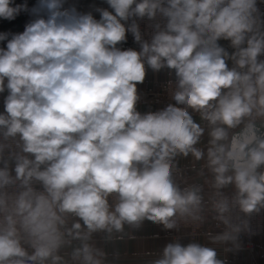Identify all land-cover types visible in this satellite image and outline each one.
<instances>
[{"label": "clouds", "instance_id": "obj_1", "mask_svg": "<svg viewBox=\"0 0 264 264\" xmlns=\"http://www.w3.org/2000/svg\"><path fill=\"white\" fill-rule=\"evenodd\" d=\"M105 2L112 11L97 8L96 19L39 0L46 19L0 33V264H111L93 235L133 238L125 228L146 220L165 230L215 221L223 231L211 243L235 241L234 211L264 209L258 0ZM27 9L0 0V18ZM145 18L160 21L149 39ZM128 33L139 50L118 47ZM148 69L174 71V103L141 113ZM189 157L204 162L203 184L183 180L178 159ZM147 264L224 261L214 247L174 241Z\"/></svg>", "mask_w": 264, "mask_h": 264}, {"label": "crops", "instance_id": "obj_2", "mask_svg": "<svg viewBox=\"0 0 264 264\" xmlns=\"http://www.w3.org/2000/svg\"><path fill=\"white\" fill-rule=\"evenodd\" d=\"M27 4V11H21L19 15L12 20H6L0 18V33H6L8 39H11L13 34L22 33V27L26 23L33 21L32 8L39 4V0H14V6L18 4ZM93 5H101L102 8L112 11L110 6L105 0H81V12L89 13L96 18H100V14L97 11H91L89 8ZM258 6L261 13H264V3H260L258 0ZM130 23V21H129ZM127 38H133L131 33L127 34ZM224 46L229 53L234 51L229 46V41L221 40L219 42ZM7 40L0 41V47L6 48ZM122 50L128 48L118 45ZM264 59V57H261ZM229 67L232 66V62L228 61ZM169 79H175L174 71L167 69L161 70L156 73L151 69H148L146 78L143 83L137 85L138 93L140 95V101L137 104V110L141 113L154 112L165 108L168 104L166 102H156L153 94L158 91L161 85ZM8 93L3 94L0 97V108H4V98ZM195 118L199 121V116ZM207 134L203 138V144L207 143ZM203 161L196 162L193 158L187 159L179 158L178 164L180 171L183 174V180L189 183H204L205 177L199 174L203 165ZM183 182V181H182ZM230 190V189H228ZM125 232H130L133 238L125 236L122 240H106L104 233L102 235H93V242L97 247H102L108 253V260L111 264H147L148 261L158 258L162 252L163 247L173 242L167 236V230L161 225L154 224L150 221H144L139 229L133 230L125 228ZM182 244L190 243L185 238L180 241ZM202 244L214 247L217 250L218 258L224 261V264H264V236L257 240L256 246V262L252 263L250 256L243 248V243L236 239L230 242L211 243L209 235H204L195 240Z\"/></svg>", "mask_w": 264, "mask_h": 264}, {"label": "built area", "instance_id": "obj_3", "mask_svg": "<svg viewBox=\"0 0 264 264\" xmlns=\"http://www.w3.org/2000/svg\"><path fill=\"white\" fill-rule=\"evenodd\" d=\"M79 12H81V0H64V8H72ZM89 10L96 11L97 8H102L101 5H93L90 6ZM33 19L37 18H47L46 13H44L40 8L39 4L36 7L32 8ZM159 21L157 18L156 21H149L147 18L143 20H139L138 23L141 27V32L144 34L145 39H149L151 33L153 31V25ZM27 25V23H26ZM26 25L22 27V32L25 30ZM132 49L139 50V44L137 47ZM169 82L175 83V79H169L164 82L161 87L156 91L153 96L156 102H166V103H174L169 97ZM7 93L5 90L4 93H0V97ZM4 112V108H0V113ZM37 188L40 185H36ZM230 191V190H226ZM234 221L236 223L241 224V232L238 234L237 239L243 243V248L246 250L250 258L255 260V253H256V246L257 240L264 236V209H261L259 212H254L249 215H245L244 213L239 212V210H235L233 213ZM246 225V226H245ZM223 231V226L220 227L216 226L215 221H210L209 223L205 224L198 230H194L190 226H181L179 229L167 230V236L174 242L180 241L182 238H186L189 242H194L198 238L204 235H208L211 232L213 235L219 234ZM102 235V233H96ZM95 235V234H94Z\"/></svg>", "mask_w": 264, "mask_h": 264}, {"label": "water", "instance_id": "obj_4", "mask_svg": "<svg viewBox=\"0 0 264 264\" xmlns=\"http://www.w3.org/2000/svg\"><path fill=\"white\" fill-rule=\"evenodd\" d=\"M120 45L126 48H134L138 46V44L134 41V38H127L126 42L121 43Z\"/></svg>", "mask_w": 264, "mask_h": 264}, {"label": "rangeland", "instance_id": "obj_5", "mask_svg": "<svg viewBox=\"0 0 264 264\" xmlns=\"http://www.w3.org/2000/svg\"><path fill=\"white\" fill-rule=\"evenodd\" d=\"M186 239V238H185ZM187 240V239H186ZM188 241V240H187ZM189 242V241H188ZM251 262L254 263L256 262V256H255V260L253 258H250Z\"/></svg>", "mask_w": 264, "mask_h": 264}]
</instances>
